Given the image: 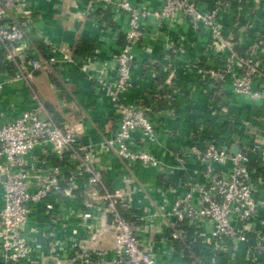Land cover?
Returning <instances> with one entry per match:
<instances>
[{"label":"built area","instance_id":"obj_1","mask_svg":"<svg viewBox=\"0 0 264 264\" xmlns=\"http://www.w3.org/2000/svg\"><path fill=\"white\" fill-rule=\"evenodd\" d=\"M243 1L227 0V3L236 5L237 14ZM252 1L254 9L264 11V0ZM222 6L218 0L210 5L201 0H162L159 8L135 0H86L84 15L98 29V42L121 39L115 52L105 60H98V48H93L82 60L80 70L91 87L107 96L113 106L118 119L115 130L104 135L103 147L113 151L122 163L159 166V159L143 144L154 142L157 137L152 116L161 111L173 114L172 108L161 107L162 91L158 90L169 91L167 101L166 97L163 99L171 102L179 88L176 84L172 86L170 77L178 73L198 81L208 95V109L215 121L219 119V111L227 109L217 99L220 93H229L226 101L223 98L228 104L244 98L254 109L264 105V33L257 30L251 41L242 32L236 33V37L232 35L233 30L226 33L220 17ZM104 15L114 25L106 23ZM34 21L35 13L26 0H0V64H16L12 76L0 80V91L7 83L23 80L34 103L19 114L0 120V176H4L0 264H40L42 258L49 256L56 264H158L137 234L135 221L123 212V206L127 208L126 201L130 200L125 198L123 190L105 184L103 169L95 163L94 148L79 141L76 129L60 125L49 115L32 88L28 69L51 74L58 54L63 61L75 62L70 53L72 47L67 43L59 46L47 43L48 56H41L34 43L35 35L41 36L34 28ZM184 23L206 34L200 36V41L209 38L220 64L203 67L204 51L195 60L185 57L181 43L184 37L179 35L180 43L172 41L167 45L176 52L177 58L169 65L171 74L165 84L159 83L152 94L146 93L143 98L127 100L126 95L137 78V57L150 56L158 40L155 25L179 31ZM254 23L248 25L247 31L255 29ZM238 47L243 49L241 53ZM18 58L27 64L26 71L23 62L17 63ZM228 85L230 90L225 92L224 87ZM252 117L259 119L254 114ZM135 131L141 133L139 141L133 138ZM252 142L263 146L264 160V118L263 126L255 133L243 128L223 143L209 138L203 148L193 140L190 142L185 156H192L197 162L204 180L186 182L169 206L160 212L171 218L167 220L170 240L183 241L186 235L182 226L186 225L192 229V242L199 240L203 244L202 255L188 264H216L218 255L228 254L230 250L233 251L229 264H236L235 251L239 245L248 243L251 235L253 241L246 246L245 260L250 264H264V177H259L261 187L256 191L252 184L255 171L249 168V153L254 150ZM233 144L238 145L234 154L230 152ZM37 149L41 152L36 153ZM84 179L91 186L93 202L88 205L95 204L96 213L83 211L76 215L82 219L83 227H93L92 218L99 219V230L107 229L109 224L113 226L111 256L80 244V239H75V229L69 236L70 243L49 233L46 246L36 247L23 232L32 208L43 205L50 214L58 194L72 196ZM186 247L190 251L189 245ZM178 255L182 261L177 264H186L185 251L179 249Z\"/></svg>","mask_w":264,"mask_h":264},{"label":"crops","instance_id":"obj_2","mask_svg":"<svg viewBox=\"0 0 264 264\" xmlns=\"http://www.w3.org/2000/svg\"><path fill=\"white\" fill-rule=\"evenodd\" d=\"M145 2L152 8H159L162 0H135ZM210 5L216 0H201ZM224 6L220 8L221 21L225 25V32L234 31L232 35L242 32L248 41L254 40L257 30L264 33V11L253 9L246 4L237 22V14L232 3L227 0H218ZM59 0H26V4L35 13L34 28L41 34L34 37V42L43 41L45 46H59L67 43L71 47L82 36L94 39V48H98L96 58L98 60L107 59L111 53L115 52L120 37L112 42H98L99 31L91 21L84 15L86 0H63L59 8ZM255 21V29L247 31L248 26L245 22ZM106 23L114 25L108 18ZM258 20V21H257ZM179 31L168 30L165 25L157 26L158 40L153 46L150 56H138L135 62L137 78L133 88L127 93L126 99H139L152 94L157 85L165 84L169 78L171 69L169 65L177 58L176 52L170 48L168 43L178 42L179 35H182L181 43L185 48V57L195 60L200 52L204 51L205 56L201 59L203 67L219 65L215 59L216 49L209 45V38L204 37L200 41V36H206L203 32L192 30L184 23ZM257 26V28H256ZM35 31L34 33H36ZM40 37L42 39H40ZM208 43V44H206ZM243 49L238 47L237 51ZM55 64L51 74L41 70H27L31 77L29 82L38 97L43 101L45 111L57 120L60 125H66L76 129L79 141L88 143L94 148L95 163L102 167L103 180L105 184L114 189L124 191L128 205L123 212L135 221L136 232L142 237L145 247L156 257L158 264H177L181 263L178 255L177 244L170 240V230L167 225L166 217L160 212L169 206L174 196L180 191L181 186L192 180H204L200 167L192 156H185L187 148L193 140L203 148L205 137L198 133L204 126L205 118L208 115V95L197 84V80L177 74L171 76L172 86L175 84L179 88L176 96L173 97L171 104L173 114L167 111L159 112L152 116L155 124L156 140L146 142L143 146L152 152L160 161L159 166H145L140 163L124 164L113 151L103 147L104 135L115 130L117 115L107 96L95 91L84 79L80 70L82 61L75 60L69 63L61 60V56ZM7 67V66H6ZM3 69L0 65V80H5L12 76L8 68ZM156 67V68H155ZM167 71L162 76L161 71ZM162 81V82H161ZM174 84V85H173ZM230 90V86L224 87V91ZM160 93L161 99L166 97L169 91ZM229 93L217 95L219 102L224 108L235 110L241 114V119L246 121L241 128L251 132H256L261 126L249 123L247 116L256 115L263 112L264 105L259 109L252 108L244 98L228 104L226 101ZM223 101V102H222ZM173 103V104H172ZM34 105L30 96L29 88L23 80H15L7 83L0 91V120L7 116L19 114ZM219 111L218 121L226 120L225 112ZM227 121V120H226ZM133 138L139 141L140 131L133 133ZM189 149V148H188ZM39 149L36 153H40ZM49 157V156H48ZM27 160V159H26ZM30 160V159H28ZM264 167V161L259 163ZM264 169V168H263ZM259 177H264V172L255 174L252 179L253 187L256 191L261 187ZM85 184V185H83ZM79 190H73L70 197L58 194L57 198L53 195L54 209L50 214L45 212L43 205L33 207L25 225L23 232L29 236L34 245L44 247L50 240V234H56L60 239L69 241L72 231L76 230L75 239H80V244L88 248H95L105 252V256H111L114 247V228L111 224L107 229L99 230V219L92 218L93 227H83L77 213L86 211L96 212L93 205H88L91 201V186L86 179L81 181ZM52 197V198H53ZM51 198V199H52ZM3 205L2 179L0 176V209ZM264 215V207L262 208ZM252 244V243H250ZM237 252L235 253V255ZM237 256V255H236ZM46 257L42 258L45 259ZM186 264L187 260L183 259ZM42 261L40 264H42Z\"/></svg>","mask_w":264,"mask_h":264},{"label":"trees","instance_id":"obj_3","mask_svg":"<svg viewBox=\"0 0 264 264\" xmlns=\"http://www.w3.org/2000/svg\"><path fill=\"white\" fill-rule=\"evenodd\" d=\"M246 4H249L250 6H252V8L254 7V3L252 0L243 1L242 5H241L242 7L238 10V13H237V15H238L237 22H238L239 17H240V19L246 18L244 15H241V13H244L243 8ZM232 5L234 6V9H235L236 5L234 3H232ZM104 17L107 18V15H104ZM108 19L111 21V19L109 17H108ZM249 19L250 18H248L247 21L245 22V24L247 23L246 26H248L250 23H252V20L249 21ZM105 21H107V20H105ZM35 47L37 48V50L41 54V56H43V57L48 56V47L45 46L43 41L36 42ZM93 48H94V39L86 37V36H82L72 46L70 53H71L74 61L75 60L82 61L85 57H87L88 55L91 54ZM1 53L2 52H0V55H1ZM17 60H18L17 63H19V64H20V62H23L19 58ZM0 65H1V68H3V69H5V67L7 66L6 68H8V71L11 74L13 73L14 67L16 66V64L14 62H10L7 65H3V64H0ZM23 66H25L24 70L26 71L27 70V68H26L27 64L25 62H23ZM166 72H167L166 70L161 71L162 76H164ZM160 100L162 101L161 107L171 108L172 105L166 103L165 98L160 99ZM224 116H226L227 121H223V122L215 121L212 118V111L210 109H208V115L205 118L204 126H202V128L199 129V131H198V133L201 135V137H205L206 139L215 138L218 141V143H223L225 141V139L230 140L235 133H240L242 130L241 126H243V125H245V123H247L246 121L241 119V114H238L237 112L235 113L234 109L230 110V108H228L227 111L225 112ZM234 118L236 119V121H233ZM246 118H247L249 123H254V124L258 125V127H259L263 124L264 110L260 114L259 119H255L252 116H247ZM255 144L257 145V143L252 142V145L254 146V150L249 153V158H250L249 168L253 169L255 171V174L256 173L260 174L261 170L264 172V169H263L264 167L262 168L259 164L260 162L264 161L262 159V157H263L262 147L263 146L261 144L258 146H255ZM182 228L184 229L185 235H186L184 240L182 241L179 239H173V241H175L177 244V250L183 249L185 251L184 258L188 262L195 261L197 256L202 255L203 244L201 242H199V240L192 242L193 232H192L191 228L187 227L186 225L182 226ZM252 241H253V235H251V239L248 243L239 245L238 251H235V253L237 252L236 264H250V263H248L247 260H245V249H246V246H248V244H250ZM186 245H189L190 251L192 253H190V251L186 247ZM232 251L233 250H230L228 252V254H219L218 257L216 258V264H229V259H230L229 255L231 254Z\"/></svg>","mask_w":264,"mask_h":264},{"label":"water","instance_id":"obj_4","mask_svg":"<svg viewBox=\"0 0 264 264\" xmlns=\"http://www.w3.org/2000/svg\"><path fill=\"white\" fill-rule=\"evenodd\" d=\"M62 1L63 0H59V3H58L59 8L62 6L61 5ZM237 150H238V145L237 144H233L231 146L230 152L232 154H234V153H236ZM1 179L2 180L4 179V176L3 175L1 176ZM42 264H56V261H55V259L53 257L49 256V257H46L45 259H43Z\"/></svg>","mask_w":264,"mask_h":264}]
</instances>
